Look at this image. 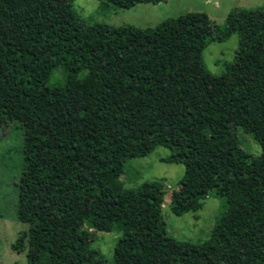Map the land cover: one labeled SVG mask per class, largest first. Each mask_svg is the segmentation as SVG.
<instances>
[{
	"label": "trees",
	"instance_id": "obj_1",
	"mask_svg": "<svg viewBox=\"0 0 264 264\" xmlns=\"http://www.w3.org/2000/svg\"><path fill=\"white\" fill-rule=\"evenodd\" d=\"M74 1L0 0V127L23 130L19 219L40 217L11 248L27 264H100L80 236L89 227L120 234L112 264H264V8H235L223 29L187 12L139 30L86 26ZM102 1L125 10L165 0ZM234 33L233 63L211 75L203 50ZM48 90L67 104L29 115ZM234 127L260 155L241 148ZM152 146L185 169L174 213L200 210L212 193L224 199L202 244L161 228L163 180L121 188L124 163Z\"/></svg>",
	"mask_w": 264,
	"mask_h": 264
},
{
	"label": "rangeland",
	"instance_id": "obj_2",
	"mask_svg": "<svg viewBox=\"0 0 264 264\" xmlns=\"http://www.w3.org/2000/svg\"><path fill=\"white\" fill-rule=\"evenodd\" d=\"M235 8L262 9L264 0H165L157 5L137 4L130 9L119 10L102 0H75L72 11L86 26L107 25L134 27L139 30L154 28L158 24L177 18L187 12L205 13L223 29L228 14ZM239 34L234 33L222 42L209 43L202 52V65L213 76H220L233 63ZM56 79L61 81L59 74ZM67 104L62 93L48 90L29 109V115L49 117ZM241 148L258 156L260 145L252 135L235 128ZM153 147V148H152ZM144 156L127 160L118 182L123 190H133L144 182L161 179L167 191L163 205L161 228L176 241L193 245L210 238L211 231L225 201L215 193L203 202V207L191 213L176 214L170 207L172 190L176 189L184 174L181 164L165 163L170 151L162 146H152ZM23 130L18 125L7 129L0 127V264H27L26 251L16 252L11 245L19 235L29 230V224L40 217L26 215L24 221L18 214V183L23 171ZM48 220V219H44ZM80 236L101 254L100 264H112L113 250L120 237L118 233L95 232L84 227Z\"/></svg>",
	"mask_w": 264,
	"mask_h": 264
}]
</instances>
